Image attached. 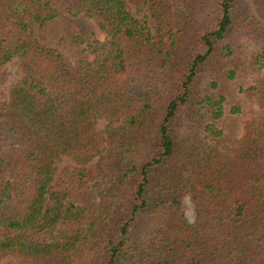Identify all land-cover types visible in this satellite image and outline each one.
Instances as JSON below:
<instances>
[{
	"label": "trees",
	"instance_id": "1",
	"mask_svg": "<svg viewBox=\"0 0 264 264\" xmlns=\"http://www.w3.org/2000/svg\"><path fill=\"white\" fill-rule=\"evenodd\" d=\"M14 59L0 264H264V0H0Z\"/></svg>",
	"mask_w": 264,
	"mask_h": 264
},
{
	"label": "rangeland",
	"instance_id": "2",
	"mask_svg": "<svg viewBox=\"0 0 264 264\" xmlns=\"http://www.w3.org/2000/svg\"><path fill=\"white\" fill-rule=\"evenodd\" d=\"M132 13L134 14L135 17H138L140 19H144L145 16L149 15L148 10H145L141 13H138V11L135 7L132 8ZM146 20L150 23V25L153 29V34L156 35V29H155L154 24L152 23L151 18L149 17ZM49 33H50L51 38H54L55 36H56V38H59L63 35V33H61V28L58 26V24L52 26L49 29ZM3 71H4V78H3V82L0 86V110L3 109L6 101L8 100L9 90H10L11 86L16 82V80L19 77V71H18V65H17L16 59H14L10 63H8L4 67ZM249 79H250V77L243 78V79L238 80L237 83H234V87L236 88V89H234V91L237 93L236 98H239L241 95L239 93V87L242 85L247 86V82L249 81ZM244 117L245 116H242V115L241 116L240 115H232V114H230V112L228 110L226 117L220 123V125L224 129L225 134L228 136L235 137V138L240 137L242 135V124L244 121V119H242V118H244ZM109 124H110L109 121H107L105 119H100L98 121V125H97L98 130L104 134L106 129L108 128ZM69 163H70V161L68 159H64L61 162H59L57 164L58 173ZM183 210H184L186 217L191 222H194L195 218H196V211H195L194 205H193L190 197H185ZM145 217H146V221H148L147 216H145ZM144 218L142 217V219H144ZM158 227H159V224L149 222V227L146 230H143V232L145 234V233L151 231V229H156Z\"/></svg>",
	"mask_w": 264,
	"mask_h": 264
},
{
	"label": "clouds",
	"instance_id": "3",
	"mask_svg": "<svg viewBox=\"0 0 264 264\" xmlns=\"http://www.w3.org/2000/svg\"><path fill=\"white\" fill-rule=\"evenodd\" d=\"M191 222V221H190Z\"/></svg>",
	"mask_w": 264,
	"mask_h": 264
}]
</instances>
